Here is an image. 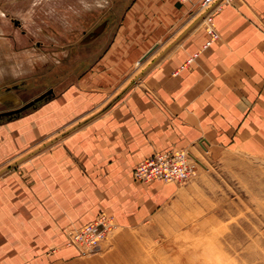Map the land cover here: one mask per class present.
<instances>
[{
  "label": "crops",
  "instance_id": "1",
  "mask_svg": "<svg viewBox=\"0 0 264 264\" xmlns=\"http://www.w3.org/2000/svg\"><path fill=\"white\" fill-rule=\"evenodd\" d=\"M61 1L30 3V25L0 22V113L48 96L0 123V165L51 136L48 148L0 169V264H120L122 253L102 245L82 256L66 232L102 211L118 227H136L176 197L181 184L136 179L146 158L177 149L192 157L210 149L264 157V0L221 9L220 38L206 48L209 36L202 20L193 28L189 8H177L179 22L153 27L135 18L148 7L125 0H78L94 21L87 26L79 10L82 37L59 42L52 21L72 9ZM158 46L163 57L128 83ZM107 103L91 116L92 104Z\"/></svg>",
  "mask_w": 264,
  "mask_h": 264
},
{
  "label": "rangeland",
  "instance_id": "2",
  "mask_svg": "<svg viewBox=\"0 0 264 264\" xmlns=\"http://www.w3.org/2000/svg\"><path fill=\"white\" fill-rule=\"evenodd\" d=\"M36 1L0 0V22L15 24L17 21H22L30 25V15L27 11L30 10V3ZM40 1L46 3L50 0ZM63 1L65 3L61 1V5L68 4V0ZM77 1L70 0L72 9L69 15L61 14L62 17L56 16L52 21L59 28L57 34H53L52 37L59 42L68 41L69 38L72 43L78 42V39L82 37L85 24L79 22L78 12L82 8H79ZM125 1L128 2L125 3L128 4L127 6L136 4L148 7L150 12L137 14L135 18L153 24V27L162 28L164 23L179 22L177 8L185 6L192 10L188 15L192 18L193 28L202 20L199 28L205 31L204 18L200 12V0L184 3L186 5L178 0ZM112 2L114 4L115 0H108V6H111ZM232 2L233 0H223L214 7V21L217 13ZM83 10L84 8L81 10V15L83 18L86 17L87 26H89V22L94 21V14H84ZM65 13L68 14V11L66 10ZM192 13H194L193 16ZM38 14L40 24L46 23L41 21L46 14ZM144 28V25L141 26L139 31L141 34ZM163 36L159 38L161 43L165 40ZM180 38L181 34L177 33L175 40L169 42L176 44ZM164 50L165 47L158 46L150 53L148 62L137 63L133 77L128 80V83L134 84L135 81L140 80L147 69L163 57ZM47 97L41 100H37L39 97L36 98L33 106L20 114L2 117L0 123L27 114L36 106L46 102ZM109 104H104V107L103 105L95 107V104H92L94 107L91 109L93 111L91 116L106 110ZM60 130L61 127L57 128L54 135L59 134L62 131ZM49 138L51 136L46 135L37 138L31 149H21L18 151V159L14 158L16 161H8L5 163L8 167L0 165V169H10L14 165H19L21 161L29 159L30 151L35 148L41 146L48 148L43 145L49 141ZM193 160L195 175L185 183H178L182 185L181 191L156 211L146 223L132 228H121L113 220L114 227L101 245L103 248L109 247L120 251L122 253L118 261L120 264H264V254L259 255L258 252L260 250V253H264V157L245 154L239 150L210 149L208 152L202 151L197 154ZM101 214L112 218L106 211L98 213V215ZM86 224L69 229L66 232L67 242L72 232Z\"/></svg>",
  "mask_w": 264,
  "mask_h": 264
},
{
  "label": "built area",
  "instance_id": "3",
  "mask_svg": "<svg viewBox=\"0 0 264 264\" xmlns=\"http://www.w3.org/2000/svg\"><path fill=\"white\" fill-rule=\"evenodd\" d=\"M182 3L192 0H178ZM223 0H200V12L204 18L205 31L209 40L204 46L209 47L220 36L213 19V10ZM190 153L185 149L162 153L157 152L146 158L135 168L138 181L150 182L161 180L170 183H185L195 175V165ZM114 227L113 219L105 214L98 215L92 222L69 235L67 244L77 247L83 256L97 253L101 242Z\"/></svg>",
  "mask_w": 264,
  "mask_h": 264
},
{
  "label": "water",
  "instance_id": "4",
  "mask_svg": "<svg viewBox=\"0 0 264 264\" xmlns=\"http://www.w3.org/2000/svg\"><path fill=\"white\" fill-rule=\"evenodd\" d=\"M97 33H98V32L94 31L90 37H94V36H96ZM90 37H89V38H90ZM50 93H52V91H50L48 94H50ZM46 96H47V94H44V95L40 96L37 100H41V99L45 98ZM34 101H35V100H34ZM34 101H31V102H29V103L23 105L22 107H20V108H18V109H15V110L6 111V112H1V113H0V119H1L2 117H11V116H14V115L20 114V113H21L22 111H24L25 109L30 108L31 106H33L34 103H35Z\"/></svg>",
  "mask_w": 264,
  "mask_h": 264
},
{
  "label": "bare ground",
  "instance_id": "5",
  "mask_svg": "<svg viewBox=\"0 0 264 264\" xmlns=\"http://www.w3.org/2000/svg\"><path fill=\"white\" fill-rule=\"evenodd\" d=\"M219 4H220V3H219ZM193 158H195V157H193ZM263 251H264V250H263ZM258 252H259V255H260V254H262V255L264 254V253H260V252H261L260 250H259ZM258 252H257V253H258ZM255 254H256V253H255ZM256 255H257V254H256ZM256 255H255V257H256ZM255 257H254V258H255ZM258 257H259V256H258ZM258 257H257V258H258ZM259 258H260V257H259Z\"/></svg>",
  "mask_w": 264,
  "mask_h": 264
}]
</instances>
